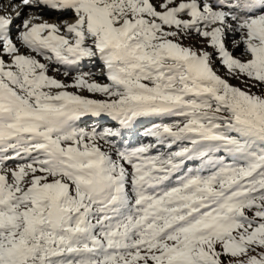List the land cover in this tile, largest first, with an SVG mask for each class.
I'll use <instances>...</instances> for the list:
<instances>
[{"label":"snow or ice","instance_id":"1","mask_svg":"<svg viewBox=\"0 0 264 264\" xmlns=\"http://www.w3.org/2000/svg\"><path fill=\"white\" fill-rule=\"evenodd\" d=\"M214 56L256 83L232 85ZM97 60L107 83L85 70ZM258 85L264 0L13 3L0 14V264H264ZM145 118L172 122L127 144Z\"/></svg>","mask_w":264,"mask_h":264},{"label":"rangeland","instance_id":"2","mask_svg":"<svg viewBox=\"0 0 264 264\" xmlns=\"http://www.w3.org/2000/svg\"><path fill=\"white\" fill-rule=\"evenodd\" d=\"M155 1L157 2V0H155ZM183 42H184V44L186 46L187 45H191V46H194V47H197V48L204 47L205 50H207V51H213L211 48H208L206 46V42L200 40V38L193 37V38H190V39H185ZM230 44L231 43H229V45ZM237 57H240V53L238 54ZM5 59H7V57H5ZM241 59H244V57H241ZM214 68L218 70V74L219 75H221L222 77L228 79L229 80V83H231L234 86H238V87H241V88L246 89L248 85H252V84H255L256 83L255 81H248V85H246V84L242 83L240 79H236V78L230 76L229 73L227 72L226 68H224V67L221 66L220 60L217 59V58H215V56H214ZM94 73L95 74L96 73L101 74V75H95V78L98 81L100 80L99 82H101V83H107L108 82L107 79H106V76L104 75V72L102 71V69H96V71ZM49 75H54V76H56L57 79H60V80H62L64 82H66V83H70L71 82V77L66 78V77H64L62 75V73L57 74V73H54V72H51L50 71L49 72ZM69 91H75V89H69ZM251 92L252 93H255V94L264 95V85H258L256 87H252L251 88ZM83 94L84 95H87V96H90L92 98H96V99L104 98V97H102L98 93L97 94H91V93H88V92L84 91ZM146 121H152V120H149L148 118H145L143 121H141L138 124H141V123L146 122ZM157 121L164 122V123H171L172 122L171 119H165V120H162V121L161 120H157ZM97 123L98 122L94 118H89V122L88 123H86V124H80V126L81 127L91 128V127L97 126ZM99 123L102 124V121L99 122ZM107 123H111L112 126H117L115 124V122L108 121ZM136 130H137V128H135L133 130V133H131V135H135V136H137V134H142L143 135V131L138 133V132H136ZM129 140L130 139H128L126 141H129ZM147 143H149V142H147ZM131 146H134V145H131ZM135 146H137V145H135ZM8 166L9 167H15V164L12 163V162H9Z\"/></svg>","mask_w":264,"mask_h":264},{"label":"bare ground","instance_id":"3","mask_svg":"<svg viewBox=\"0 0 264 264\" xmlns=\"http://www.w3.org/2000/svg\"><path fill=\"white\" fill-rule=\"evenodd\" d=\"M20 0H0V12L4 13V14H8V12L11 11V6L13 3L15 4H19ZM154 3H156L155 0H153ZM45 13H47V10L45 9ZM59 17L58 16H48V15H45V19H48L50 22H56L57 19ZM65 19H67L69 22L73 21L74 20V17H72L71 15L65 17ZM17 24L20 23V21H16ZM195 38H198V37H195ZM201 40V39H200ZM202 45V44H201ZM228 47L230 50H232V45L228 44ZM21 51L25 54H33V53H30V51L27 49V48H22ZM241 49L237 48L233 51V54L235 56H238V54L240 53ZM241 58V57H240ZM42 59V58H41ZM244 59H246V57H244ZM43 62V60H42ZM96 69H103V64L102 62L100 61H96L94 64H89L87 66V68L85 70H88V71H92V72H95ZM62 73V72H61ZM96 75H101L99 73H96ZM100 81V80H99ZM101 83V82H100ZM102 99V98H101ZM89 122V118H85V120L81 123V124H86ZM108 120L105 118L103 121H102V124H107ZM152 122H160V121H146V122H143L141 124H138L136 126L137 128V132H141V131H144L145 128L151 126V123ZM130 133V132H129ZM136 137V138H135ZM133 137L134 140L132 141L133 142V145H139L141 143H147V142H152L150 138H147V137H143V135H138V136H135ZM131 138V139H133ZM127 139V138H126Z\"/></svg>","mask_w":264,"mask_h":264}]
</instances>
